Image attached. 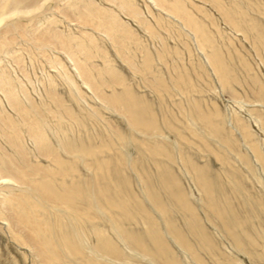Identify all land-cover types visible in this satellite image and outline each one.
<instances>
[{
  "label": "rangeland",
  "instance_id": "374dc122",
  "mask_svg": "<svg viewBox=\"0 0 264 264\" xmlns=\"http://www.w3.org/2000/svg\"><path fill=\"white\" fill-rule=\"evenodd\" d=\"M17 1L0 0V17L4 18L0 38L6 25L19 24L8 33L9 43L0 49V79L6 82H0V152L16 156L3 136L9 130L1 120L9 119L17 125L30 161H35L32 138L26 132V122L31 123L33 117H22L8 104L6 89L10 88L24 107L44 106L46 134L55 144L62 132L58 131L57 116L50 113L56 108L51 96L70 108L85 127L81 130L72 124L73 135L107 136L109 127L126 130V126L96 97L100 91L111 95L108 87L115 92L127 88L153 105L158 128L165 132L169 149L174 152L171 154L219 178L224 195H212L221 202L220 207L230 206L231 218L238 220L239 226L231 231L243 234V238L245 231L254 234L243 242L253 258L236 255L229 239L222 232L218 234L216 225L204 220L203 203L207 197L192 180L191 170H179L174 165L189 207L195 218L203 220L214 243L215 256L196 252L198 257L204 264H264V0H177L203 30L202 40L210 39L205 47L199 46L190 26L183 24L171 9L176 0H162L161 5L156 0H36L32 6L16 5ZM85 3L91 7L83 8ZM91 10L94 17L85 25L81 16ZM99 19L109 25L115 21L122 25L121 30L117 31L115 25H108V32L105 27L94 28ZM47 33L59 34L61 41L68 43V50L62 49L59 41L41 44L40 39ZM111 36H115V42ZM87 38L94 39L97 46ZM215 52L222 62L224 77L215 74L209 64L208 57ZM80 64L98 84V92L97 88L90 91L83 83V76L76 71ZM157 80L162 86H155ZM193 107L211 118V127L194 119ZM95 112L97 120L87 118V114ZM162 119L167 126L162 125ZM62 123L63 129L69 125L66 119ZM166 127L171 128L169 133ZM123 150L129 158H137L134 147L125 146ZM120 173L128 179L133 194H139L146 175H154L153 170L128 167L120 169ZM2 180L7 178H0V194L17 188L16 183ZM150 181L152 186H158L155 180ZM141 199V206L149 210L147 199ZM168 209L174 226L182 229V221L190 217L179 208ZM152 213L153 218H160ZM1 221L0 264H32L28 251L11 241L13 233ZM131 223L124 228L135 232L144 228L139 218ZM167 241L179 264H195L173 241Z\"/></svg>",
  "mask_w": 264,
  "mask_h": 264
},
{
  "label": "bare ground",
  "instance_id": "6f19581e",
  "mask_svg": "<svg viewBox=\"0 0 264 264\" xmlns=\"http://www.w3.org/2000/svg\"><path fill=\"white\" fill-rule=\"evenodd\" d=\"M35 1L18 0L16 5L27 3L32 6ZM156 1L162 4V0ZM173 3L171 9L173 8L183 24L190 26L199 46H209L210 39L202 40L203 30L195 25L183 5L177 0ZM86 6L85 3L82 7ZM14 13L15 10L11 14ZM91 13L90 19L89 14L81 16V19L85 18L83 24L91 22L94 17L92 10ZM3 19L0 17V23ZM102 20L99 19L94 28L105 27L108 32L109 24ZM110 24L113 25H109V28L115 25L117 31L121 30L122 25L117 22ZM17 28V23L6 25L0 38V49L9 43L8 33ZM114 37L110 38L115 42ZM61 39L59 34L47 33L40 40L43 45H53L59 41L62 49L68 50V43ZM86 41L97 46L92 38H87ZM75 46L77 47L76 44ZM90 59L89 56L88 60ZM208 59L212 71L224 77V68L218 54L215 52L209 55ZM88 60L86 57V63ZM147 62H150L148 57ZM76 71L80 77L83 76V83L90 91L98 87L92 76L87 73L86 66L77 65ZM157 81L155 86H162L161 81ZM0 82L3 85L6 83L3 77ZM108 88L112 90L111 95L107 96L100 91L96 98L108 110L116 112L122 118L126 130L113 126L107 130V136L101 133L95 137L88 134L73 135L72 124L81 130L85 127L78 116L53 95L51 100L56 104V108L50 113L57 116L55 118L58 131L62 132L55 144H52L46 134L44 106L24 107L15 93L10 88H5L8 104L22 117H33L31 123L26 122V132L32 138V153H35V161L31 162L17 125L9 119L1 120L9 130L3 136L15 151L14 154L16 153V156H12L0 152V178H7L2 180V183L13 182L17 186L12 190L9 188L10 191L7 189V194H0V219L8 232L13 233L11 237L14 240L11 241L16 242L18 248L24 247L28 251L32 264H139L140 261L147 260L151 264H179V260L172 257V248L167 241L170 239L187 257L193 258L195 264H204L196 252L215 256L214 243L205 229L203 220L195 218L194 211L189 207L183 190L179 187L173 170L176 165L179 170H191L192 180L198 183V189L207 197L203 203L204 220L216 225L218 234L221 236L222 232L229 239L228 244L230 243L229 246L234 249L236 255L251 260L253 254H250L243 242L246 243V238L254 234L250 230L245 231L243 238V234L231 231L239 226L238 220L231 218L230 206L222 203L224 207H220L221 202L212 195H224L225 189L218 182L219 178L209 175L205 168L194 166L187 160H179L178 156L171 154L174 152L169 149L165 132L158 128L153 105L149 101L136 96L127 88L121 92H115L113 87ZM98 91L99 88L96 89V92ZM192 111V114H196L194 119L197 122L212 126L209 116L199 113L195 107ZM98 117L97 112L87 114L88 119L97 120ZM62 119L69 122L68 127L64 129ZM161 121L164 123L162 125H168L165 119ZM170 129L166 127L168 133ZM125 146L134 147L137 158H129L124 153ZM41 159L46 162L41 163ZM162 159L164 161H161ZM125 167L139 171L153 170L154 175H146L147 179L143 180L139 194H133L129 190L128 179L120 173V169ZM150 180L158 182V186H152ZM142 196L151 205L149 210L141 206ZM169 206L179 208L190 217L189 220L182 221V229L174 226ZM152 212H156L160 218H153ZM136 218L141 219L143 230H126L124 225L132 224ZM109 231L112 232L111 235H107ZM251 246L255 244L252 243Z\"/></svg>",
  "mask_w": 264,
  "mask_h": 264
}]
</instances>
